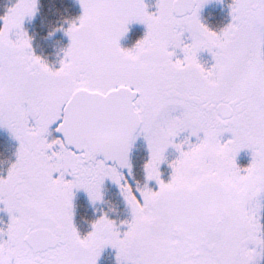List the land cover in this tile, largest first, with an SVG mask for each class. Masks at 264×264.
I'll list each match as a JSON object with an SVG mask.
<instances>
[{"label":"snow or ice","instance_id":"6c2138e0","mask_svg":"<svg viewBox=\"0 0 264 264\" xmlns=\"http://www.w3.org/2000/svg\"><path fill=\"white\" fill-rule=\"evenodd\" d=\"M79 2L58 68L35 54L23 27L37 0H16L0 17V128L19 144L0 176V264H98L107 247L116 264H260L264 0H231L219 32L200 18L210 0H155L154 11L145 0ZM132 23L146 32L123 48ZM140 135L155 189L134 188L121 171L131 176ZM169 148L178 156L165 181ZM242 150L251 153L243 169ZM105 180L131 219L118 225L104 213L82 237L74 191L101 202Z\"/></svg>","mask_w":264,"mask_h":264},{"label":"trees","instance_id":"16d2710c","mask_svg":"<svg viewBox=\"0 0 264 264\" xmlns=\"http://www.w3.org/2000/svg\"><path fill=\"white\" fill-rule=\"evenodd\" d=\"M15 3L16 0H0V17L6 15L7 10ZM230 3L231 0L229 1ZM81 13L82 10L76 0H38V13L35 19L26 25V32L31 37L32 47L36 55L41 56L44 61L52 63L57 55L64 54V49L67 47V35L64 30L67 29L71 22L77 21ZM228 13L229 11L227 10L224 13L215 11L212 14L210 11H207L205 23L211 30L218 31V29L227 25ZM217 25L221 27L217 29ZM144 34L145 32L141 28L135 27L125 40H127L128 44L134 45L139 41L138 39L143 38ZM53 135L52 132V138L54 139ZM7 143V139L0 137V172H4L3 176L7 174V170L10 167L7 165V162L12 156L11 146L8 147ZM141 151L144 152L140 154V157L136 158L135 154H133L132 158V166H137V174L139 175L143 173L146 162L145 158L147 156L145 148H141ZM124 175L126 177V174ZM113 196H117V193L113 192L111 194L112 199H114L110 203L114 204L112 210L116 211L118 215L120 214V217H125L126 219L127 216L129 218L130 213L125 207L115 210V206L117 207L119 202L117 201L118 197L114 198ZM76 207L78 216L76 227L81 233L86 231L90 226V222L92 221L91 215L93 214L86 212L83 201H79ZM261 224L264 225V208ZM262 264H264V258Z\"/></svg>","mask_w":264,"mask_h":264},{"label":"rangeland","instance_id":"374dc122","mask_svg":"<svg viewBox=\"0 0 264 264\" xmlns=\"http://www.w3.org/2000/svg\"><path fill=\"white\" fill-rule=\"evenodd\" d=\"M229 1L230 0H223V2H220V0H210V3L204 5V7L200 11L201 21L204 24H206L205 20H206V12L207 11H210L211 14H212L215 11H219V12L221 11V13H224V11L227 10V11H229L228 16H227V18H228L227 24L230 23L231 16H230V8L228 7ZM76 2L78 3V5L80 6V8L82 10V7L80 5L79 0H76ZM145 3L149 6V9H148L149 11H154L155 10V7H154L155 0H145ZM82 12H83V10H82ZM37 13H38V0H37V11H36L35 15L33 17H31V18H26L25 21H24L23 27H24L25 31H26V25L28 23L32 22L35 19ZM81 15H82V13H81ZM76 22H78V20ZM135 27L141 28L144 32H146V27L143 24H140V23H132V24H130L128 26L129 31L120 40L121 47L130 49V48L135 46V44L134 45L128 44L127 40H125L131 34V32L135 29ZM219 27H221V26H219ZM219 27H218V25L216 26L217 29ZM224 27L225 26H223L222 28L218 29L217 32H219ZM138 40H140V39H138ZM66 42H67V45L70 43V40H69L68 36L66 37ZM31 44H32V42H31ZM177 55L182 57V54L179 53V52H177ZM63 56H64V54H59V55L56 56V58L54 59V61L52 63H49L50 61H48V62L45 61V62L50 67L58 68L60 66V61L63 59ZM198 59L201 62V64H203L206 68L211 67V65L214 63L210 53H208L206 51L205 52H201L199 54V56H198ZM52 128L54 129L55 125H53ZM185 135H186V133L182 134L180 137H178L177 138V142L183 140ZM53 136L55 137V135H53ZM0 137H4L5 139H7L8 147L11 146L10 148L12 149V156L9 159V161L7 162V165L11 166V164L14 163L15 160H16V152H17V149H18V146H19L18 141H16L10 135V133L4 128H0ZM51 139H53L52 135L49 137V140H51ZM141 148H145V150L147 152V156L145 158V161H147V159L149 158V152H148V148H147V143L144 140L143 135L138 136L136 141H135V143H134V154H135L136 158L140 157V154L144 152V151L140 152ZM165 155H166V162L161 165V172H162V179L167 181L169 179L170 173H171V169L168 167V164L171 161H173V160H175L177 158L178 153L175 151V149L169 148ZM236 162H237L238 166H240L242 169L247 167L250 164V162H251V153H250V151L249 150H242L238 154V156L236 158ZM137 170L138 169H137L136 165L132 166L131 176H129L128 174L126 176L128 181L131 184H133L134 188L136 187L137 183H139V185L141 187H143V185L145 183H148V185L150 187H153L154 189L157 187V185L155 184L154 181H146V179H145V171L144 170H143V173L141 175L137 174ZM3 175H4V172H0V176H3ZM102 191H103V201L97 202L95 204H93L89 200L87 194L83 190H75L74 191V197H73L74 224H75V214H76L75 213L76 212L75 203L77 202V199L83 198L86 202H88V205L93 209V215L92 216L95 215L94 218L92 219V221L90 222L91 223L90 224V228L88 229V232L85 235H87L92 230V227H91L92 223L101 216V214H102L101 213V208H103L105 206H107L106 208H108V207L111 208V210L107 209L109 211V212L107 211L108 217L110 219L115 220L118 225L120 224L121 221H125V220H130L131 219V210L128 207V205L126 204L125 200L123 199V196L121 195L119 187L115 183H113L111 180H105V183L102 186ZM113 192L117 193V196H113V197L114 198L118 197L117 201L119 202V205L117 207L115 206V210L116 209L119 210L121 208L123 209L125 207V209H127V211H129V213H130L129 218L127 216H126V219H125V217H120V214L116 215L115 217H113V216L111 217L110 216V213H114V215L117 214L116 211L112 210L113 205L110 204V202H109L110 199L114 200L111 197V194ZM107 198H108V200H107ZM260 200H261V205H262L261 209H260V213H259V215H260V223H261L262 222V213H263V208H264V196H262L260 198ZM0 207H2V206H0ZM7 222H8L7 214L4 213V212H0V228L6 227ZM75 226H76V224H75ZM78 232H79V230H78ZM80 235L82 237L85 236V235H82L81 233H80ZM115 257H116L115 250L112 249L111 247H107V248L104 249V251H103V253H102V255H101V257H100V259L98 261V264H116ZM262 261H263V258H261L260 264H262Z\"/></svg>","mask_w":264,"mask_h":264},{"label":"flooded vegetation","instance_id":"af4514ba","mask_svg":"<svg viewBox=\"0 0 264 264\" xmlns=\"http://www.w3.org/2000/svg\"><path fill=\"white\" fill-rule=\"evenodd\" d=\"M127 176V175H126ZM130 183V182H129ZM107 200H108V198H107ZM111 200V199H110ZM109 200V202L111 203V201ZM79 201H83L84 202V207H85V210H86V212L88 213V214H93V209L88 205V202H86L83 198H80V199H77V202L75 203V210H76V205L78 204V202ZM89 206L88 208H87V206ZM113 206H114V204H112ZM113 208V207H112ZM88 209H89V212H88ZM109 210H111V208L109 209ZM77 211V210H76ZM107 208H106V206L105 207H103V208H101V215H103L104 213H107ZM76 214H75V224H76V221H77V219H78V216H77V212H75ZM99 215V214H98ZM108 215V214H107ZM116 215H118V214H115L114 215V213H110V216L112 217H115ZM95 216V215H94ZM94 216H92L91 215V219H93L94 218ZM90 228V226L88 227V229ZM87 229V228H86ZM88 232V230H86V231H83V233L81 232V234L82 235H85L86 233Z\"/></svg>","mask_w":264,"mask_h":264},{"label":"water","instance_id":"95a60500","mask_svg":"<svg viewBox=\"0 0 264 264\" xmlns=\"http://www.w3.org/2000/svg\"><path fill=\"white\" fill-rule=\"evenodd\" d=\"M54 135H55V137H57V136H59L60 134L54 132ZM133 145H134V144H133ZM132 151H133V147H132L131 152H130V162H131V159H132ZM121 171H122L123 173H127V172H128L127 169H123V170H121Z\"/></svg>","mask_w":264,"mask_h":264}]
</instances>
